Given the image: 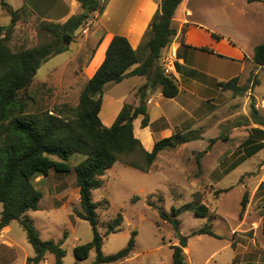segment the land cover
Returning a JSON list of instances; mask_svg holds the SVG:
<instances>
[{
    "label": "rangeland",
    "instance_id": "374dc122",
    "mask_svg": "<svg viewBox=\"0 0 264 264\" xmlns=\"http://www.w3.org/2000/svg\"><path fill=\"white\" fill-rule=\"evenodd\" d=\"M34 1L5 0L12 9H21L8 43L14 51L47 44L53 40L50 33L41 29L42 24L52 22L41 20L32 12V9L39 13L47 12L49 8L34 6ZM53 1L55 4L54 8H50V15L54 19H58L70 9V6L65 4L66 0ZM101 2L104 10L107 4L108 7L106 17L99 19H111V29L117 31L116 23L132 10L133 0ZM185 5L192 11L188 21L199 26L191 28L193 43L215 47L216 51L224 54L227 51H235L236 48L248 53L257 45L264 44L262 2L188 0ZM75 10L76 14L80 12V8ZM100 15L92 13L87 23L71 37L64 35L68 42L63 45L67 49L41 63L31 85L18 96L19 99L27 101V111L41 113L63 105L77 106L79 94L86 82L84 64L103 32L96 24ZM180 15L179 9L176 17ZM9 24V12L0 2V26ZM172 26L177 28L173 22ZM185 29L186 26H183V32ZM213 33L220 36V39L212 37ZM100 48L101 46L98 52ZM257 69L254 67L243 83L238 80V85L246 88L245 93L235 95L230 91L229 102L219 110V115L224 121H221L218 127L217 122L214 124L215 129L210 136H214L215 141L211 143L213 150L208 157H204L202 153L198 158L196 151L179 150L172 155L174 161L166 158L168 153L161 155L156 164L162 168H156L151 173H144L121 162H116L106 171L102 186L92 192L93 202L99 204L96 209L98 232L104 234L107 224L117 214L122 215L123 222L118 230L104 237L101 248L104 256L123 249L132 232H135L133 251L126 259L116 264H171V246H178L181 239L186 241L182 250L187 264H264V148L226 174L219 182L221 175L218 172L209 180L206 174L218 162L220 171L240 164L247 148L260 141V136L253 134L252 143L244 145L251 129L257 127L249 122V91L257 97L255 103L260 115L264 113V107H261L264 106V69L255 75L254 71ZM255 77L261 84L251 87L250 80ZM107 110L105 108V112ZM229 116L230 120L225 121ZM246 121L248 126L244 125ZM200 146V143L196 142L190 145V148L199 150ZM80 159L82 160L83 156L75 154L67 163L74 167ZM33 184L42 193L40 208L27 212L26 216L38 231L40 238L44 241L62 242L61 247L65 251L63 264H91L96 256L94 250L82 261H76L74 256L75 246L88 243L93 238L90 224L77 216L81 208L78 194L76 196L75 193V172L71 170L68 173H57L51 170L46 177L37 176ZM54 188L65 190L66 200L55 197ZM245 194L247 205L241 212V201ZM134 198L137 199L133 200ZM186 204H190L193 210L185 211L178 217V231H174L171 224L163 221L156 209L160 207L170 212L171 207L180 208ZM200 204L207 207L208 218L196 216V207ZM205 225L210 226L215 236L194 234ZM6 238L14 244V248L4 251L0 247L4 264H25V257L33 256V248L18 222L11 223ZM44 264H54L53 255L47 254Z\"/></svg>",
    "mask_w": 264,
    "mask_h": 264
},
{
    "label": "trees",
    "instance_id": "16d2710c",
    "mask_svg": "<svg viewBox=\"0 0 264 264\" xmlns=\"http://www.w3.org/2000/svg\"><path fill=\"white\" fill-rule=\"evenodd\" d=\"M101 1L77 0L79 13L70 16L61 24L41 25V29L52 35L53 40L50 43L14 51L8 43L21 9L14 10L5 0H0L1 6L10 15V24L0 26V231L14 221L20 224L34 251L33 256L26 258L25 264H42L47 254L53 255L54 264H63L65 256V251L61 247L62 242L42 240L31 220L26 216L27 212L37 211L40 208L42 193L33 184L37 176L46 177L51 170L57 173H68L71 170L75 172L81 208L77 216L87 221L93 232L90 242L74 247L75 259L85 260L94 250L96 256L91 264H114L126 259L133 251L135 232H132L123 249L104 256L101 252L104 237L118 230L123 218L121 214H117L107 224L105 233L101 235L97 229L96 209L99 204L93 202L92 191L101 187L100 178L116 162L148 173L160 151L174 149L191 138L188 135L186 137L174 134L155 142L151 152L145 151L139 139L134 136L132 125L133 120L139 115L143 116L142 127L148 124V114L143 101L137 107L124 104L109 127L104 126L98 117L104 86L108 83H120L127 77L146 78V83L138 89L141 100L147 88L155 87H160L165 98L176 97L177 82L172 75L164 73L161 58L176 35L172 22L181 0L160 1L137 50L130 46L126 37L112 36L102 63L81 89L76 107L63 105L51 111L34 113L27 111V101L18 98L20 93L26 91L33 82L41 63L67 49L63 45L64 35L71 37L76 30L87 23L92 13L99 15L103 13L104 5ZM246 1L264 3V0ZM212 37L220 39V36L214 33ZM200 49L212 53L207 48ZM217 56L222 57L220 54ZM252 62L257 66H264V44L254 48ZM238 80V77H233L226 82L218 83V86L224 91H232L233 94L238 95L246 91V88L238 85ZM250 84L251 87L257 86L259 79L255 77L250 80ZM249 107L251 121L264 127V116L255 108L253 98ZM244 125H248V121L244 122ZM253 134L259 135L260 141L247 148L244 159L264 148V131L259 128L251 129L244 145L252 143ZM214 141L215 139L210 140V144ZM75 154L82 155L83 159L72 168L67 161ZM200 155L201 153H198L197 157L199 158ZM196 160L199 164L198 159ZM135 199L137 198L133 200ZM246 205L245 194L241 201V212ZM196 208V216L209 217L205 205L200 204ZM156 209L160 218L171 224L174 231L179 229L178 217L185 211L193 210L190 204L180 208L171 207L170 212L160 207ZM262 233L264 234V217ZM194 234L215 236L209 225L203 226ZM171 249V264H187L185 254L179 246L173 245Z\"/></svg>",
    "mask_w": 264,
    "mask_h": 264
},
{
    "label": "crops",
    "instance_id": "0c3cea01",
    "mask_svg": "<svg viewBox=\"0 0 264 264\" xmlns=\"http://www.w3.org/2000/svg\"><path fill=\"white\" fill-rule=\"evenodd\" d=\"M160 1L161 0H133L132 10L129 11L124 19L116 23L117 31L111 29V19L107 18L103 21L99 19L101 17H106L108 4L106 5V9L100 17H98L96 22L103 32L99 36L96 46L84 64V76L86 75V81L91 78L95 70L102 63L105 50L112 36H124L134 50L138 49L153 15L158 9ZM187 2L188 0H181V3L174 13L173 23H175L177 27L175 28L176 35L170 46L164 50V55L169 56L173 68L170 75H172L177 82L178 94L176 97L171 99L165 98L161 93L160 87H155L153 89L147 88L145 96L141 100L138 94V89L146 83V78L143 76L127 77L120 83H108L103 88L102 104L98 117L101 123L106 127L113 124L124 104H130L137 107L141 101L145 103L148 114L147 126L142 127L141 125L143 119L142 115H139L132 123L134 136L139 139L145 151L151 152L155 142L171 137L174 134L188 135L191 137L189 141L181 143L174 149L160 151L148 173L153 172L156 168H162L156 163L161 155L165 153H168L166 154V158L172 159L171 161L175 160L172 157L174 152L187 149L201 154L204 153V157H208L213 150V145L210 144V140L215 139V137L210 136V134H212L213 129H215L214 124L217 122L218 127L222 123L221 121H224L223 117H220L219 115V110L224 104L228 103L231 98V92L222 90L218 86V83L226 82L233 77H238L243 83L254 67L258 68L254 71L255 75L259 70L264 69V66L260 67L253 64V50L245 53L244 50L242 51V49L240 50L236 48L235 51H227L224 54L220 51H216V49H214L215 47L211 48L205 45H200L199 43H193L191 41L193 37V34H191V28H193V26L198 28L199 26L188 21L192 11L190 8L186 7L185 4ZM32 4L34 6H40L41 8H49V11L47 12L41 11L39 13L36 9H32V12L41 18V20L52 23L65 22L70 16L76 14L75 9L79 8L77 0H66L65 4L66 6L69 5L70 9H67L62 13L58 19H54L50 15V8H54L55 4L53 0H35ZM31 7L33 6L31 5ZM179 9L181 10V15L176 17ZM183 26H186L184 32L182 30ZM100 46V52H98ZM200 48H207L211 50L212 53L201 50ZM172 50L174 53L173 56H171ZM217 54L222 55V57L217 56ZM224 94L227 96L224 97ZM249 95L254 101L257 100V97L251 95L250 91ZM105 108L108 109L107 112H105ZM262 111H264V108ZM262 116H264V113H262ZM225 119V121L230 120V116ZM249 122H252L251 119ZM254 125L257 126L256 128L264 131V127L256 124ZM196 142L200 143V149H191L190 145ZM248 158H245L236 166H230V168H224V170L221 171L218 170L220 166V163L218 162L215 167L206 173L207 180H209L214 173L218 172V174L221 175L218 182L221 181L226 174L228 175L229 172L241 166ZM105 175L106 173L100 178L102 184ZM75 193L77 196L78 188L75 189ZM54 194L55 197L66 200L67 192L65 190H56L54 188ZM77 197L79 199V194ZM10 228L11 224L0 231V247H2L4 251H11L10 249L14 248V244L6 238L10 232ZM27 257L29 256L25 257L24 262ZM46 260L47 255L45 261ZM0 264H4L1 255Z\"/></svg>",
    "mask_w": 264,
    "mask_h": 264
},
{
    "label": "built area",
    "instance_id": "2783aa9c",
    "mask_svg": "<svg viewBox=\"0 0 264 264\" xmlns=\"http://www.w3.org/2000/svg\"><path fill=\"white\" fill-rule=\"evenodd\" d=\"M173 55H174V53H173V50H172L171 56H173ZM161 63L163 65L164 73L165 74H171V72L173 71V68H172V65L170 63V60H169V56L168 55H163L162 56Z\"/></svg>",
    "mask_w": 264,
    "mask_h": 264
},
{
    "label": "water",
    "instance_id": "95a60500",
    "mask_svg": "<svg viewBox=\"0 0 264 264\" xmlns=\"http://www.w3.org/2000/svg\"><path fill=\"white\" fill-rule=\"evenodd\" d=\"M63 42L66 44L68 42V40L66 39V37L64 36L63 37ZM178 246L183 249L185 246H186V241L185 240H182L179 242Z\"/></svg>",
    "mask_w": 264,
    "mask_h": 264
}]
</instances>
